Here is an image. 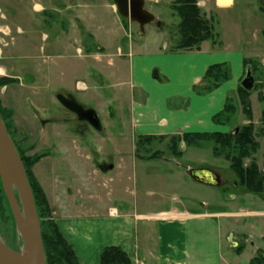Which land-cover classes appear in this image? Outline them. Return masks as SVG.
Returning <instances> with one entry per match:
<instances>
[{
    "label": "rangeland",
    "instance_id": "1",
    "mask_svg": "<svg viewBox=\"0 0 264 264\" xmlns=\"http://www.w3.org/2000/svg\"><path fill=\"white\" fill-rule=\"evenodd\" d=\"M145 1L149 7L151 5V9L148 10L156 18V21L145 26L144 35H139L137 24L130 23L118 16L116 8L110 0L107 2L119 17L118 24L111 21V10L105 11L106 14L102 15L101 8L96 6L99 15L95 21L99 25L92 29V26L82 24L84 27L81 26V31H84V36L87 38H89L88 35L93 38L99 35L100 40L105 43V47L99 51L102 56H100V60H96L98 65L91 62L87 67H82V63L77 61L76 57L75 60H62L61 57H59L61 60L56 59L57 53L68 50L62 47L60 49L55 45L58 41L57 35L60 33L58 28L63 24V30H65L66 24L61 23L63 21L49 18L47 15L49 10H41L46 14L41 12L36 15L33 12L31 14L30 9L24 6L26 12L22 11L20 17L14 15L10 21L6 22L0 15V68L8 69L10 64L18 63L17 68L7 72L0 71V79L9 81V84L0 87V110L4 113L9 135L19 151L26 156L42 155L43 158L32 168V172L38 183L44 187L49 201L51 195L60 200H65L67 195H71V192L68 193L66 188H54V180L56 174L59 173L70 177L72 173L75 175L76 173L84 174L86 183L80 184L81 187L85 192L93 188V185L89 186L87 183L88 164L90 163L86 161L82 152L75 151L73 148H81V145L88 144V154L90 153L92 156L91 164L97 169L100 166H106V172L115 179V182L110 185L113 191L128 193L130 199L136 200L139 213H157L168 210L173 206H181L178 204L179 202L185 210L194 209L199 212L213 211L224 214L217 218L218 226L222 231L219 246L215 242H211L202 230L200 235L196 232L199 237L197 241L199 245L194 248L188 247L190 255L199 259V264H250L251 260L258 255L264 257V192L261 194L249 193L245 188L238 186L237 178L231 171V161L226 159L225 152L218 156L214 155L212 141H204L197 146L183 145L184 147L182 146L181 149L178 146V152L182 158L177 160L172 158L168 150L169 139L153 141L140 147L137 154L146 156L159 151L161 157L159 155L146 162L137 160V164H133V166L128 164L132 147L138 145L139 138L137 135L130 136L131 132L125 125L126 122H129L127 111L131 96L128 84L129 57L127 55L129 48L138 46L145 51H152L166 43L169 46V52L173 50L178 41L179 19L171 10L174 0H157V5L150 4V0ZM249 1L251 5L245 6L242 13L240 4L250 3L245 0H237L234 14H229L228 18L236 17L239 27L243 30L241 33L247 31L246 36L249 39L246 41L251 46L244 49L246 51L247 49L255 50L254 54L260 56L245 59L251 61L255 86L247 98L251 115L249 117L243 112L238 87L225 103V105L227 102L230 103L233 112L229 113L228 118L222 119L220 123L214 122L218 126L212 132L230 134L236 128L241 130L248 125H253V138L257 147L242 158L241 163L245 169L254 164L258 172L264 175V124L262 121V113H264V20L261 18L251 21V13L257 9L264 15V10H262L264 9V0ZM200 10L212 23L213 37L217 43L214 46L220 45V42L226 38H234V33L226 26L228 23L221 20L216 26L213 17L208 16L201 8ZM156 22L160 23L159 27L156 26ZM7 24L11 27L8 32L5 27ZM111 25L114 29L113 32L108 31ZM17 26L22 32L17 30ZM88 26L89 30L86 31ZM104 26L107 32L99 30ZM228 26L231 28V24ZM254 26L258 27V30L262 29L261 32H257V35L255 34L256 40L252 33ZM111 42H115L117 46ZM205 42L212 44L210 41ZM65 54L72 55L69 50ZM77 54H80L79 51ZM252 56L254 55L252 54ZM21 58L26 60V63H32L29 69L24 68ZM115 61L116 67L114 66ZM53 62H55L54 66L57 63L65 64L63 66V68L65 67L64 73L55 71ZM244 66L246 67L245 64ZM227 67L229 70L228 65ZM230 77L229 70V79ZM118 82L121 85H116L117 88H110L111 85ZM81 83L87 88H79L78 85ZM92 85L95 87L93 88ZM135 93V98L138 99L137 90ZM57 94L63 97L69 95L84 109L97 111L104 124L109 122V113H113L117 117L122 114V118H124L121 121L122 125L116 121L110 126L105 125V132L98 133L90 125L77 121L73 114L67 112L56 100ZM175 100L180 102L178 99ZM54 122H60L65 126L67 136L55 138L51 134L49 126L42 127L47 123L54 124ZM60 140H64L71 151L70 157L65 161H55V158L61 155L58 152ZM98 145L105 147L102 153L96 151ZM120 161L123 162L122 171H111L112 165ZM187 163L214 172L220 179L218 186L209 189L201 184H196L184 175L180 177L183 181L177 179L174 176L175 173H184ZM141 165L150 169L147 179L140 174ZM122 173H124L123 177ZM116 174L119 180L115 178ZM75 180L73 181L75 182ZM73 181L71 183L74 185ZM118 181L121 184H118ZM93 191L99 195L95 200L90 202L80 200L77 203L80 214L85 212V209H81L82 205L86 206L89 203L91 205L87 209L91 207L101 216L107 214L109 207L117 210L122 208L123 204L114 197L102 198L105 193L102 187L96 186V190ZM51 210L53 211L52 218L55 219L57 217L55 206H52ZM4 218L6 219L5 211L2 218L0 215L1 235L5 241L11 242L10 228L7 225L6 228L4 227L5 229L2 228V222H7V220L3 221ZM196 235L194 234V239ZM6 245L11 250H16L15 246L8 243ZM237 248L240 250L239 252Z\"/></svg>",
    "mask_w": 264,
    "mask_h": 264
},
{
    "label": "crops",
    "instance_id": "2",
    "mask_svg": "<svg viewBox=\"0 0 264 264\" xmlns=\"http://www.w3.org/2000/svg\"><path fill=\"white\" fill-rule=\"evenodd\" d=\"M245 1L250 3L249 0ZM236 2L237 0H197L199 8L204 10L208 16L213 17L216 26L221 20L231 24V28L228 24L226 26L234 33V38H226L218 46L204 42L197 51L170 50L169 52V46L166 43L152 51H145L138 46L129 48L127 55L129 57L128 84L131 96L127 111L129 122H126L125 125L131 132L130 136L162 137L166 140L172 136H181L185 133H214L212 131L217 129L218 125L213 122V117L223 110L227 98L239 87L246 69L244 60L260 57L254 54L255 50L247 49L246 51L244 49L251 46L246 41L249 39L246 36L247 31L241 33L243 30L239 27L236 17L228 18L230 17L229 14H234ZM152 3L157 5V0H150V4ZM97 5L98 8H101L102 15L103 13L106 14L105 11L109 12L111 10L110 19L113 22L115 21V24H118L120 19L107 0H0V15L6 22L10 21L14 15L20 17L19 15L22 14V11L26 12L27 10L24 6L30 9L31 14L33 12L36 15L40 14L41 10H49L47 11L49 18L56 19L55 21H63L61 23L66 24L65 30H63V24L62 27L58 28L60 33L57 35L58 41L55 45L60 47V49L61 47L68 49L72 54L68 56L65 54L68 50L62 49L63 53H57L56 59L75 60L76 57L77 61L82 63V67H87L91 62L98 65L96 60H100V56H102L99 51L105 47V43L100 40L99 35L94 36V38L88 35L89 38H87L84 36V31H81V26L84 27L82 24L90 25L92 29L99 25L95 21L99 15L98 8L96 9ZM247 5H251V3L244 2V4H240L242 13ZM146 9H151V5L149 7L146 3ZM242 13L241 15H243ZM251 14V21L261 18L264 20V15L259 13L258 9ZM31 20L33 21V19ZM251 25L253 24L251 23ZM5 27L7 32L11 30L8 24ZM16 28L22 32L18 26ZM257 28L254 26V32H252L255 40L257 39V32L262 31V29L258 30ZM88 30L89 26L86 31ZM99 30L107 32L105 26ZM112 30L114 31L111 25L108 31L113 32ZM111 44H115V42H111ZM115 46L117 45L115 44ZM77 51L80 54H77ZM252 54L254 56L251 57ZM20 60L24 64L25 69L31 67V62L26 63V60L22 58ZM54 63L52 64L55 67L54 70L64 73L65 67L63 68V66L65 64L60 65L57 63L54 66ZM17 64H10L8 69L1 67L0 71H10L13 68H17ZM116 64L115 61V67ZM217 64H227L229 66L230 79L217 86L211 92H201L204 85L203 76L207 68ZM116 85H121V83L118 82L111 85L110 88H117ZM78 86L82 89L87 88L83 83ZM92 87L94 88L95 86L92 85ZM136 90L138 99L135 98ZM58 95H56V100ZM140 99L144 100L141 101ZM175 99L180 100V102ZM120 110L122 111L121 107ZM95 113L102 129L101 131L94 129L98 133L105 132V125L110 126L116 121L121 124L122 119L124 120L122 114L117 117L113 113H109V122L104 124L99 117V113L97 111ZM45 126L50 127L51 134L55 138L67 136L65 126L60 122L47 123L42 127ZM50 139L52 140V138ZM59 145L60 149L58 152L61 155L56 157L55 161H65L70 157L71 151L64 140H60ZM87 145L83 144L81 148H73L75 151L82 152L86 161L90 163L88 164L87 183L89 186L93 185V188L89 189V187V190L85 192L81 187L80 184L86 183L84 174L76 173L75 175L72 173L70 177L59 173L56 174L54 188H66L68 193L71 192V195H67L65 200L57 199L56 196L51 195L49 201L44 187L40 184L49 205L51 207L55 206L57 217L53 220L59 232L71 246L78 264H99L100 253L107 247H120L129 256L131 264H199V259L190 255L188 247L194 248L199 245L197 243L198 234L200 235L202 230H204L211 242L213 241L219 246L222 231L218 226L219 220L217 218L224 214L213 211L199 212L194 209L185 210L179 202L178 204L181 206H173L168 210L157 213H139L136 200L130 199L128 193L126 194L124 191L115 193L113 191L110 185L115 182V179L110 173L106 172V166H100L97 169L91 164L92 156L90 153L88 154ZM183 145L186 146L184 143H180V149ZM135 146L132 147L128 164L133 166V164H137V160H140V162L149 161V158H145L147 155L138 156ZM104 150L105 147L103 145H98V150L96 151L102 153ZM172 158L177 160L182 157L176 158L172 155ZM112 166L113 169L111 171H122L123 162L120 161ZM199 167L187 163L185 164L184 173L177 172L172 175L179 180L183 175L187 176L196 184H201L209 189L217 187V185L212 183L196 182L192 178L193 172L205 173L208 171L215 174L208 169ZM140 169L141 176L147 179L150 169L144 165H141ZM123 175L124 173H122V177ZM216 176L218 177V175ZM115 178L119 180L117 174ZM74 179H76L75 182L73 181ZM71 181H73L74 185ZM117 183L121 184L120 181ZM96 186L104 189L103 199L114 197L119 203L123 204L122 208L117 210L109 207L107 214L101 216L93 208L89 207L87 209L91 205L89 203L86 206L85 204L82 205L81 209H85V212L80 214L77 203L80 200H88L89 202L95 200L99 196L93 191L96 190ZM205 205L208 206L207 204ZM124 206L125 208H123ZM196 232H198L197 235ZM194 234L196 235L195 239L193 238Z\"/></svg>",
    "mask_w": 264,
    "mask_h": 264
},
{
    "label": "trees",
    "instance_id": "3",
    "mask_svg": "<svg viewBox=\"0 0 264 264\" xmlns=\"http://www.w3.org/2000/svg\"><path fill=\"white\" fill-rule=\"evenodd\" d=\"M171 10L179 19L178 41L173 50L197 51L205 41H210L213 45L217 44L213 37L212 23L210 20L206 19L205 15L201 12L196 0H174L171 5ZM244 64L246 67L249 66L252 71L250 60H245ZM228 79L229 70L226 64L210 66L207 68L203 76L204 85L201 92H211L220 83L227 81ZM7 84H9L8 80L0 79V87ZM238 94L241 99V106L244 114L250 117L251 110L247 101L249 93L239 87ZM232 112L233 108L230 103L227 102L223 111L213 117V122L220 123L222 119L228 118V114ZM0 115L8 132V125L6 124L2 110H0ZM262 121L264 124V113H262ZM161 140H164V138L139 137L137 141L138 145L136 146L137 152L140 147L146 146L153 141ZM204 141H212L214 143L213 153L215 156H218L223 152L226 153V159L231 161V171H233L237 178L238 186L245 188L249 193L261 194L264 192V175L258 172L254 164L248 169H245L242 167L241 163L242 158L247 156L251 150L253 151L257 147L253 138V125H248L247 127L242 128L235 136H231L229 133H185L181 136H172L169 138L170 143L168 144V150L171 155L180 158L181 154L178 152V146L180 143H184L186 146H197ZM16 149L22 160L33 194L39 219L46 264H78L71 246L59 232V229L52 218V210L45 196L44 190L32 172V168L43 158L42 155L38 154L33 157H28L23 152H20L17 147ZM159 155V152H155L152 155H147L145 158H155ZM0 209L2 210H0L1 218L3 217L4 211L6 213V219L4 218L3 221L7 220V222H2V228L5 229L6 225L10 228L9 236L11 237V242H7L3 239L1 230L0 237L5 244L8 243L15 246V251H17L20 248V241L15 231L12 214L7 200L5 199L1 183ZM239 251L240 250L238 249V252ZM99 264H131V261L127 253L120 247H107L100 253ZM250 264H264V257H259L258 255L251 260Z\"/></svg>",
    "mask_w": 264,
    "mask_h": 264
},
{
    "label": "water",
    "instance_id": "4",
    "mask_svg": "<svg viewBox=\"0 0 264 264\" xmlns=\"http://www.w3.org/2000/svg\"><path fill=\"white\" fill-rule=\"evenodd\" d=\"M110 1L115 6L120 18L138 25L139 35H144L146 25L156 21L155 17L146 9L145 0ZM156 26L159 27L160 23L156 22ZM240 87L247 93L252 92L254 78L250 67L245 69ZM78 116L86 120L95 130H101V125L95 111L81 109L78 112ZM238 131L239 129L236 128L230 135L235 136ZM192 178L199 183L219 184L218 177L208 171L205 173L193 172ZM0 183L12 214L16 234L20 241V248L14 251L0 237V264H46L39 219L31 187L22 160L7 132L1 115Z\"/></svg>",
    "mask_w": 264,
    "mask_h": 264
},
{
    "label": "flooded vegetation",
    "instance_id": "5",
    "mask_svg": "<svg viewBox=\"0 0 264 264\" xmlns=\"http://www.w3.org/2000/svg\"><path fill=\"white\" fill-rule=\"evenodd\" d=\"M57 101L67 112H69L70 114H73L77 121L87 123L86 120L78 116V112H80V110L83 109L82 106L79 105L71 96L68 95L67 97H63L61 95H58Z\"/></svg>",
    "mask_w": 264,
    "mask_h": 264
}]
</instances>
